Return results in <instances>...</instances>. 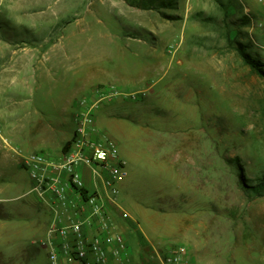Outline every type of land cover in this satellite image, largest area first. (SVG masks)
Instances as JSON below:
<instances>
[{
    "label": "rangeland",
    "instance_id": "rangeland-1",
    "mask_svg": "<svg viewBox=\"0 0 264 264\" xmlns=\"http://www.w3.org/2000/svg\"><path fill=\"white\" fill-rule=\"evenodd\" d=\"M240 50L264 64V0H0V264H50L15 149L58 156L107 85L92 114L136 263L184 243L191 264H264V77Z\"/></svg>",
    "mask_w": 264,
    "mask_h": 264
},
{
    "label": "built area",
    "instance_id": "built-area-1",
    "mask_svg": "<svg viewBox=\"0 0 264 264\" xmlns=\"http://www.w3.org/2000/svg\"><path fill=\"white\" fill-rule=\"evenodd\" d=\"M123 92L115 85L98 88L92 100H82L75 115L76 127L66 150L58 156L43 151L24 153L21 165L34 182L31 189L49 206L53 217L43 242L50 264H130V248L110 215L117 205L118 182L126 176L118 144L105 136L98 139L94 107ZM126 97L137 98L133 94ZM90 169L93 188L86 187L80 165ZM147 264H191L187 244L154 249Z\"/></svg>",
    "mask_w": 264,
    "mask_h": 264
},
{
    "label": "crops",
    "instance_id": "crops-1",
    "mask_svg": "<svg viewBox=\"0 0 264 264\" xmlns=\"http://www.w3.org/2000/svg\"><path fill=\"white\" fill-rule=\"evenodd\" d=\"M8 50H9V48H8ZM9 51H10V50H9ZM10 52H11L13 55L15 54V51H14V50H12V51H10ZM73 132H74V131H73ZM105 134H106L107 136H109L108 133H105ZM70 139H71V138H70ZM9 147H12V146L10 145ZM15 153H17V155H18V157H19V158H18V161H19V164L21 165V158H22V155H23L24 153H22V152L20 151V149H15ZM21 166H22V165H21ZM79 171L81 172V175H82V177L84 178V181H85L86 187H87L88 189H92V188H93V179H92L93 177H92V174H91L90 169L87 168L85 165L82 164V165L79 166ZM29 177H30V175H29ZM30 182H31L30 192H32L31 189H32V187H33V185H34V182H33V180L31 179V177H30ZM33 193H34V192H33ZM34 194H35L36 197L39 199V201L44 205L45 210L47 211V213H48V215H49V217H48V221H47V226H46V231H45V236L39 240V243L42 245V247H44L43 242L46 240L45 238L47 237V229H48V226H49V224H50V222H51V220H52L53 214H52V212H51L49 206L46 204V202L43 201V200H41V198H40L36 193H34ZM0 203L2 204V202H1V198H0ZM2 205H3V204H2ZM38 205H39V204H38ZM4 207L8 210V213H9V207H7L6 205H4ZM38 207H39V206H38ZM115 208H116V209L118 208L117 205H115V206H111V207H110V215H111V212H112ZM9 215H10V213H9ZM111 217H112V216H111ZM112 219H113V218H112ZM44 248H45V247H44ZM148 253H149V255L151 256V259H153V257L155 256V255H154V249L148 247ZM151 259L148 260V258H147L146 261H145V260L143 261V264H147L148 262L151 261ZM130 264H138V263H136L135 259L132 257V260H131Z\"/></svg>",
    "mask_w": 264,
    "mask_h": 264
},
{
    "label": "trees",
    "instance_id": "trees-1",
    "mask_svg": "<svg viewBox=\"0 0 264 264\" xmlns=\"http://www.w3.org/2000/svg\"><path fill=\"white\" fill-rule=\"evenodd\" d=\"M241 21L243 25L250 24V18L248 16L244 17ZM240 51H242L241 53L244 61L251 66L252 70L258 73L259 75H261L262 77H264V64L258 58H254L246 50L245 51L240 50ZM70 143L71 141L67 142V144L64 147V150L68 148ZM252 187L254 188L257 194H264V178L261 182L255 184Z\"/></svg>",
    "mask_w": 264,
    "mask_h": 264
}]
</instances>
